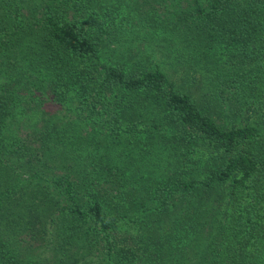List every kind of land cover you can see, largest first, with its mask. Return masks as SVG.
Segmentation results:
<instances>
[{
    "label": "trees",
    "instance_id": "obj_1",
    "mask_svg": "<svg viewBox=\"0 0 264 264\" xmlns=\"http://www.w3.org/2000/svg\"><path fill=\"white\" fill-rule=\"evenodd\" d=\"M0 264H264V0H0Z\"/></svg>",
    "mask_w": 264,
    "mask_h": 264
},
{
    "label": "rangeland",
    "instance_id": "obj_2",
    "mask_svg": "<svg viewBox=\"0 0 264 264\" xmlns=\"http://www.w3.org/2000/svg\"><path fill=\"white\" fill-rule=\"evenodd\" d=\"M163 10H164L163 8H159L158 9V14L160 16H161ZM161 17L163 18V16H161ZM139 35L140 36H138V38H137L138 40L135 43H133V42L130 43L131 44V48H132V51L130 53V57H135V58L144 57V58H147V56H149L151 54L150 53V50L147 49V47H149V43L147 42L148 41V37L146 35L140 34V33H139ZM120 41L122 43V38H121ZM127 42H128V40H127ZM160 44L163 45V43H160ZM160 44H158V45H160ZM167 46H169V43L167 44ZM153 49H154L153 50L154 53L151 56V58H149L150 64H153L154 65V63H156V62L159 63V64L162 63V62H164L162 65L160 64V67L163 70H165L167 73L173 75L174 80H175L174 82L176 84L181 83V85L183 87H188L189 84L188 83H183V81H182L183 79L181 78V76L183 77L182 72H183V69H184L182 67V64L177 62L175 66H172L171 65V61H174V60L177 59V57H175L176 56L175 50L172 49L173 50V53H170L169 52V55L168 56H170V57L166 61L164 59L165 57L162 55L163 53H165V51L163 53H160L161 50H159L154 45H153ZM166 50H168V48H166ZM180 81H182V82H180ZM189 87H193V85L190 84ZM186 90H187V88H186ZM238 123H241V122H238Z\"/></svg>",
    "mask_w": 264,
    "mask_h": 264
}]
</instances>
